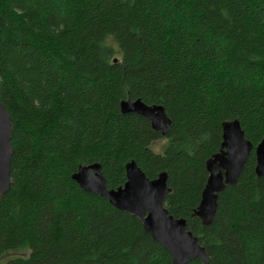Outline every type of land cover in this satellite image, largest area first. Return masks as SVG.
<instances>
[{
	"label": "trees",
	"instance_id": "1",
	"mask_svg": "<svg viewBox=\"0 0 264 264\" xmlns=\"http://www.w3.org/2000/svg\"><path fill=\"white\" fill-rule=\"evenodd\" d=\"M0 99L14 123L0 264H173L138 217L72 179L98 163L118 189L131 162L151 180L167 174L164 205L187 220L208 264H264L255 155L264 139V0H0ZM138 99L165 108L167 136L121 112L123 100ZM236 120L254 150L204 225L196 211L207 162Z\"/></svg>",
	"mask_w": 264,
	"mask_h": 264
},
{
	"label": "water",
	"instance_id": "2",
	"mask_svg": "<svg viewBox=\"0 0 264 264\" xmlns=\"http://www.w3.org/2000/svg\"><path fill=\"white\" fill-rule=\"evenodd\" d=\"M123 114H137L148 119L155 131L165 137L169 133L171 119L161 105H147L142 100H123ZM14 123L10 112L0 99V202L11 188V165L14 155L12 143ZM253 144L246 139L238 120L223 125V143L220 154L207 162L209 178L196 211L204 225H210L218 208V196L226 186H237L252 151ZM256 174L264 175V139L255 150ZM127 182L118 189H109L102 166L98 163L81 166L72 175L80 188L100 195L115 208L128 212L143 224L144 230L154 241L162 245L172 256L173 264H188L201 259L209 263L206 249L189 229L186 219L174 218L165 207V199L171 192L166 173L157 179H149L134 162L126 166Z\"/></svg>",
	"mask_w": 264,
	"mask_h": 264
},
{
	"label": "rangeland",
	"instance_id": "3",
	"mask_svg": "<svg viewBox=\"0 0 264 264\" xmlns=\"http://www.w3.org/2000/svg\"><path fill=\"white\" fill-rule=\"evenodd\" d=\"M166 144H167V141L165 138H163V139H160L159 141L155 142L152 147L156 152L162 153Z\"/></svg>",
	"mask_w": 264,
	"mask_h": 264
}]
</instances>
